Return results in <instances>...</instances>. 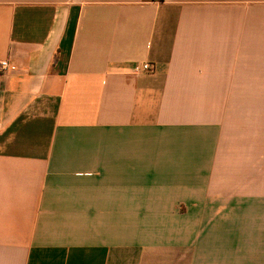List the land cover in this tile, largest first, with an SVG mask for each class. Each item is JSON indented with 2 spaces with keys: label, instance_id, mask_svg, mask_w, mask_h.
<instances>
[{
  "label": "crops",
  "instance_id": "crops-1",
  "mask_svg": "<svg viewBox=\"0 0 264 264\" xmlns=\"http://www.w3.org/2000/svg\"><path fill=\"white\" fill-rule=\"evenodd\" d=\"M1 60L0 264H264V0H0Z\"/></svg>",
  "mask_w": 264,
  "mask_h": 264
},
{
  "label": "built area",
  "instance_id": "built-area-1",
  "mask_svg": "<svg viewBox=\"0 0 264 264\" xmlns=\"http://www.w3.org/2000/svg\"><path fill=\"white\" fill-rule=\"evenodd\" d=\"M16 69V66L9 62L8 60H1L0 61V73L6 72V71H14ZM151 66L149 63H141L134 66L133 71L135 73H141L145 71H150Z\"/></svg>",
  "mask_w": 264,
  "mask_h": 264
}]
</instances>
